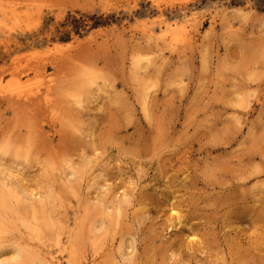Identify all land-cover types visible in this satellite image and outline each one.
<instances>
[{"label":"rangeland","instance_id":"rangeland-1","mask_svg":"<svg viewBox=\"0 0 264 264\" xmlns=\"http://www.w3.org/2000/svg\"><path fill=\"white\" fill-rule=\"evenodd\" d=\"M0 264H264V0H0Z\"/></svg>","mask_w":264,"mask_h":264},{"label":"bare ground","instance_id":"bare-ground-1","mask_svg":"<svg viewBox=\"0 0 264 264\" xmlns=\"http://www.w3.org/2000/svg\"><path fill=\"white\" fill-rule=\"evenodd\" d=\"M155 32H156V31H154V30H150V32H149V36L152 37V38H154L156 35H158V33L155 34ZM159 35H160L161 38H163V37L165 38V37H166V35L163 34V31H162V30H160V34H159ZM165 39H169L171 42H174V37H172V36H171V37H170V36H167ZM40 56H41V55H40ZM46 58H47V57H46ZM44 60H45V59H44ZM146 60H147V59H146ZM144 61H145V60H143V62H144ZM151 61H152V60H151ZM151 61H150V60L145 61L146 64L144 63V66H149L150 64H152V62H153V64H154V61H152V62H151ZM33 62H34V61H33ZM153 64H152V65H153ZM139 65H141L140 62H139ZM137 67H138V66H137ZM139 67H140V66H139ZM149 67H150V66H149ZM140 69H141V67H140ZM143 69H144V67H143ZM143 69H141V70H143ZM146 69H147V68H145V70H146ZM9 94H11V93H9ZM23 96H24V95H23ZM11 98H12V97H11ZM21 98H22V97H21ZM26 99H27V98H26ZM13 100H14V98H13ZM13 100H12V102H13ZM18 101H19V100H18ZM24 101H25V100H24ZM19 102H20V101H19ZM22 102H23V100H22ZM27 102H28V101H27ZM146 102H147V101H146ZM10 103H11V102H10ZM76 103H77V102H76ZM144 103H145V102H144ZM14 104H15V101H14ZM22 104H23V103H22ZM14 106H16V104H15ZM19 106H20V105H19ZM23 106H24V104H23ZM23 106H22V107H23ZM31 106H32V104H31ZM20 107H21V106H20ZM1 165H2V164H1ZM10 168H11V167H10ZM10 168H8V169H9V172L11 171V169L13 170V168H11V169H10ZM14 169H15V168H14ZM16 171H17V169H16ZM7 172H8V171H7ZM19 172H20V171H19ZM9 174H10V173H9ZM16 174H17V173H16ZM11 175H13V174H11ZM9 177H10V176H9ZM15 177H16V176H15ZM18 179H19V178H18ZM19 180H20V179H19ZM15 181H16V179H15ZM16 183H17V182H15V184H16ZM21 183H22V182H21ZM9 185H11V183H10ZM13 186H14V184H13ZM14 187H15V186H14ZM14 187H13V188H14ZM17 187H20V186H17ZM22 189H23V188H22ZM22 189H21V190H22ZM12 190H13V189H12ZM23 191H24V189H23ZM25 193H26V191H25ZM4 195H5V196H4ZM4 195H3V197L7 198V197H6V194H4ZM29 195H30V194H28V196H29ZM34 195H35V193H34ZM36 195H37V194H36ZM37 196H38V195H37ZM30 197H32V196L30 195ZM35 197H36V196H35ZM35 197H32V198L34 199ZM38 198H39V197H38ZM35 199H37V198H35ZM3 200H6V201L8 200V201H9L8 198H7V199H4V198H3ZM15 200H16V199H15ZM6 201L3 202V205H4V206H5L6 204L8 205V202H6ZM37 201L40 202V200H38V199H37ZM32 202H33V201H32ZM34 202H36V201H34ZM36 203H38V202H36ZM34 207H35V206H34ZM34 207H33V208H34ZM112 212H113V211H112ZM111 217H112V216H110V218H111ZM46 226H47V223H46ZM47 227L50 228L49 225H48ZM45 228H46V227H45ZM95 247H96V246H95ZM96 248H97V247H96Z\"/></svg>","mask_w":264,"mask_h":264}]
</instances>
